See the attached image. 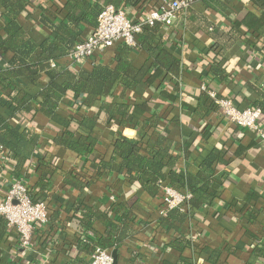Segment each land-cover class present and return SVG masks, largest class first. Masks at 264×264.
Instances as JSON below:
<instances>
[{"label":"crops","instance_id":"0c3cea01","mask_svg":"<svg viewBox=\"0 0 264 264\" xmlns=\"http://www.w3.org/2000/svg\"><path fill=\"white\" fill-rule=\"evenodd\" d=\"M26 1L27 5L18 15L17 21L37 44H42L49 38L54 39L55 28L69 19L77 23L76 29L80 33L78 42L95 30L91 25L82 22L81 10L75 7L69 10L65 7L70 0ZM84 1L91 6H102L114 1L129 19L138 21L160 0ZM189 1L192 5L178 12L173 24L165 27L161 33L166 50L182 63L181 79L173 81L169 77V84L163 89L172 94L177 89L173 102L168 100L163 91L145 80L131 89L118 84L111 95L112 103L127 105L133 109V120L122 129L119 125L121 118L118 116L117 121H109L100 108L101 104L83 110L82 113L98 120L94 132L99 145L95 153L96 157L106 159L111 156V146L118 133L146 142V136H153L156 131L149 127L148 117H160L161 133L179 145L180 149L175 151V155L180 157L178 168L182 175L187 171L197 170V166L210 152L219 150L214 176L221 182L220 189L216 200L204 207L202 222L187 221L179 226L177 232H166L160 226L158 212L163 207L162 191L152 198L139 189L136 193L138 201L131 206L138 220L136 234L123 242L117 264H211L208 262V255L203 252L205 247L222 252L215 264H264V260L256 254L257 247H264V140L252 131L227 122L223 113L216 108H211L202 115L195 108L200 93L204 92L203 85L215 92L217 97H233V102L242 108L249 107L246 99L254 97L250 85L264 88V10L260 1L245 0L236 18L224 10V7L210 0ZM219 3L232 4V0H219ZM3 12L0 5V15ZM235 19L245 20V23L239 27L241 37L223 58V67L232 75L222 80L208 72L201 61L203 54L211 46L214 33L213 28L206 29L203 22H211L218 29H222L224 35H229L232 28L231 24L226 26V22ZM141 42L142 35L138 37L137 45L131 47L129 55L136 68L153 62L150 54L141 47ZM222 42L227 43V38H223ZM123 44L116 43L82 66L72 63L69 57L52 62V66L70 67L75 71L91 70L96 65L113 62ZM12 58V53L4 54L0 51V69L8 68ZM49 81L46 75H42L37 84L20 79L27 92L38 102L42 100L41 92ZM58 82L61 83L62 80L59 79ZM72 105L73 102L66 98L63 99L61 107L72 114ZM37 106L35 103L34 107ZM7 108L3 87L0 85V112L6 113ZM30 118L31 116L25 114L19 116V123L26 126ZM262 124L264 126L263 121ZM32 126L41 135L36 157H41L46 152L51 153L48 159L56 161V169L38 167L36 159H31L27 164L30 177L21 178L28 182L32 193L35 192L40 178L48 179L50 188L45 192L44 200L50 207V220L49 224L35 230L29 251L18 248L16 232L5 228V236L0 237V264H11L19 259L23 264H70L74 259L89 258L77 241L80 227L74 217L75 207L95 204L106 208L119 201L126 204L130 183L124 176L111 173L107 177H96L89 193L67 186L66 175L76 174L86 178L94 175L91 169L95 157L79 155L57 146L54 139L60 129L41 112H35L32 116ZM194 145L195 148H191ZM0 153L1 199L16 178L12 176L13 168L7 152L0 148ZM111 195L115 196V202L110 201ZM95 228L100 233L104 231L100 224H96ZM88 234L93 236V232ZM180 234L185 235V239L189 241L183 252L169 248V243ZM227 247L235 252L229 253Z\"/></svg>","mask_w":264,"mask_h":264},{"label":"trees","instance_id":"16d2710c","mask_svg":"<svg viewBox=\"0 0 264 264\" xmlns=\"http://www.w3.org/2000/svg\"><path fill=\"white\" fill-rule=\"evenodd\" d=\"M218 4L224 10L232 13L236 18L245 0H232V4H220L219 0H210ZM260 1L264 10V0ZM160 0L148 12L157 10L162 6ZM4 12L0 15V51L12 53L13 58L8 68L0 69V85L3 87V98L8 105L7 112H0V148L7 152L9 163L12 166V176L19 179L22 176L29 178L27 164L31 159H36L39 167L56 169V161H51V153L46 152L43 156H37L41 135L32 126V116L35 112H41L49 121L60 130L55 137V144L79 155L88 154L95 157L92 173L89 177L79 175H66L65 184L76 191L89 193L93 180L96 177H107L111 173L122 175L130 183L128 201L112 203L106 208L97 205H77L74 209V217L78 229L77 241L86 252L85 259H74L70 264H90L91 254L95 248H103L109 251H116L119 258V251L123 242L136 234L137 216L133 213L132 205L138 201L136 193L139 189L144 190L150 197H156L163 186H168L179 193L189 192L191 198L186 201L183 208L169 211L167 217L160 219V226L166 232H177L179 226L187 221L202 222L203 209L217 198L221 182L215 178L214 165L218 161L219 150L214 149L206 159L197 166L194 172L187 171L182 175L179 168L180 157L175 155L179 145L164 133H161L160 117L149 116V127L156 130L153 136L147 135L148 140L144 142L137 139H130L118 133L111 148L112 153L109 159L96 157L99 141L95 136V127L98 120L94 116L83 115V110L94 108L101 104L100 108L106 114L109 121H117L120 117V129L127 126L133 119V109L127 105L112 103L111 95L118 84L131 89L145 80L172 101L175 99L177 89L174 93H168L165 85L169 84V77L173 81H179L182 77V63L180 59L168 52L162 41V31L167 27L165 24H145L142 31L141 47L152 57L150 65L136 68L129 58L132 48L123 44L119 47L113 62L99 64L91 70L80 69L75 71L70 67H53L52 62L63 57H68L74 47L81 42L80 33L76 29L77 23L73 19L63 22L55 28L54 39H47L42 44H37L23 30L17 18L26 5V0H0ZM118 5L108 2L102 6H91L84 0H70L65 7L69 10L75 7L81 10L82 22L91 25L96 29L98 17L105 6ZM192 3L190 2V6ZM189 8V7H188ZM187 8V9H188ZM185 10V9H182ZM180 10V11H182ZM242 10V9H241ZM179 11V12H180ZM205 28H213L212 43L210 48L202 56V62L208 72L216 77L226 80L231 73H228L224 65V56L234 42L241 37L239 27L244 21L235 19L226 22L231 24L232 31L224 35L223 30L214 26L213 23L203 22ZM227 38V43L222 42ZM219 60V62H218ZM154 73H153V72ZM42 75H46L50 81L43 88L42 100L37 101L30 95L20 79H26L31 84H37ZM61 79L62 82H58ZM254 91V97L246 99L249 107L260 109L262 121L264 122V88L250 85ZM167 90L169 91L168 87ZM171 92V91H169ZM220 99L233 97L218 96ZM68 98L73 102L72 114L61 107L63 99ZM109 99V100H108ZM37 103V107L34 104ZM217 106V107H216ZM197 113L205 114L209 109L221 110L206 91L200 93L195 105ZM32 109V110H31ZM223 113V112H222ZM29 115L28 125L19 123V116ZM119 116V117H118ZM237 127V126H235ZM194 145L191 148H195ZM1 156V153H0ZM27 170V171H26ZM26 172V173H25ZM85 177V178H84ZM50 188L48 179L40 178L36 184L35 192L31 190L33 201H44L45 192ZM103 226V233L96 230L95 225ZM6 221L0 216V237L5 236ZM93 232V236L88 233ZM189 241L185 235L180 234L169 243V248L183 252ZM229 253L235 251L227 247ZM256 254L264 260V247H257ZM203 252L208 255V262H218L222 252L205 247ZM20 253V252H19ZM2 253L0 252V263ZM183 261V260H182ZM11 264H23L21 259Z\"/></svg>","mask_w":264,"mask_h":264},{"label":"built area","instance_id":"2783aa9c","mask_svg":"<svg viewBox=\"0 0 264 264\" xmlns=\"http://www.w3.org/2000/svg\"><path fill=\"white\" fill-rule=\"evenodd\" d=\"M189 6V0H164L159 9L147 12L138 21L129 19L125 11L113 5L105 6L98 17L96 29L78 43L68 57L75 65L82 66L94 59L95 55L106 51L118 42L135 47L145 24L162 23L171 26L176 14ZM202 90L215 100L227 122L252 131L264 140L260 109L242 108L230 99H220L205 85L202 86ZM161 191L163 207L158 212L160 218L167 217L171 210L182 209L186 201L191 198L189 192L182 194L168 186H163ZM109 199L112 202L116 200L114 195H111ZM0 216L5 219L7 228L16 232L18 248L29 251L32 248L35 230L49 224L50 207L46 200L33 201L28 182L24 178H19L10 183L4 197L0 199ZM90 264H114L112 252L95 248L91 254Z\"/></svg>","mask_w":264,"mask_h":264},{"label":"water","instance_id":"95a60500","mask_svg":"<svg viewBox=\"0 0 264 264\" xmlns=\"http://www.w3.org/2000/svg\"><path fill=\"white\" fill-rule=\"evenodd\" d=\"M112 255H113V258H114V264H117V252L114 251V252L112 253Z\"/></svg>","mask_w":264,"mask_h":264}]
</instances>
